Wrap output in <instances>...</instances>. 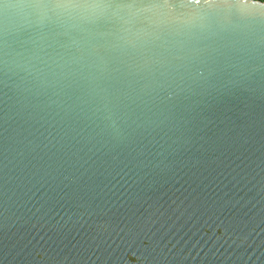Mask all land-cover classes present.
I'll return each mask as SVG.
<instances>
[{
	"label": "water",
	"instance_id": "95a60500",
	"mask_svg": "<svg viewBox=\"0 0 264 264\" xmlns=\"http://www.w3.org/2000/svg\"><path fill=\"white\" fill-rule=\"evenodd\" d=\"M0 264H264V2L0 0Z\"/></svg>",
	"mask_w": 264,
	"mask_h": 264
},
{
	"label": "trees",
	"instance_id": "16d2710c",
	"mask_svg": "<svg viewBox=\"0 0 264 264\" xmlns=\"http://www.w3.org/2000/svg\"><path fill=\"white\" fill-rule=\"evenodd\" d=\"M259 1H263L264 2V0H259Z\"/></svg>",
	"mask_w": 264,
	"mask_h": 264
}]
</instances>
